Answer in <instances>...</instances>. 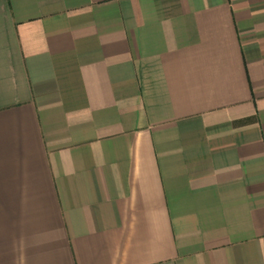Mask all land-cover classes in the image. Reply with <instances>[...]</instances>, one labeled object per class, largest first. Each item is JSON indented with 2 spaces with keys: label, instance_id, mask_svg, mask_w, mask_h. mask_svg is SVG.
<instances>
[{
  "label": "crops",
  "instance_id": "1",
  "mask_svg": "<svg viewBox=\"0 0 264 264\" xmlns=\"http://www.w3.org/2000/svg\"><path fill=\"white\" fill-rule=\"evenodd\" d=\"M0 264H264V0H0Z\"/></svg>",
  "mask_w": 264,
  "mask_h": 264
}]
</instances>
